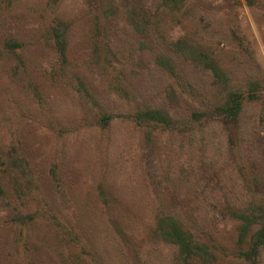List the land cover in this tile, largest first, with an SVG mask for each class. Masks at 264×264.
Returning a JSON list of instances; mask_svg holds the SVG:
<instances>
[{"label":"rangeland","instance_id":"rangeland-1","mask_svg":"<svg viewBox=\"0 0 264 264\" xmlns=\"http://www.w3.org/2000/svg\"><path fill=\"white\" fill-rule=\"evenodd\" d=\"M182 3L170 16L159 13L160 0L139 3L151 15L145 28L161 35L148 45L122 21L110 24L120 40L96 35L86 0H0V264H120L139 254L180 264L176 247L153 236L154 211L165 198L186 199L201 171L219 199L208 232L197 234L214 248V264H250L237 254L238 223L219 195L264 206V0ZM66 25L67 59L49 40ZM10 35L29 44L21 58L5 46ZM183 37L212 47L229 81L214 86L183 56L178 75L159 66L151 54ZM250 79L261 87L236 121L218 117L200 132L198 122L173 130L133 120L140 106L166 104L182 121L247 91ZM104 114L112 119L103 127ZM259 256L264 264V247Z\"/></svg>","mask_w":264,"mask_h":264},{"label":"trees","instance_id":"trees-1","mask_svg":"<svg viewBox=\"0 0 264 264\" xmlns=\"http://www.w3.org/2000/svg\"><path fill=\"white\" fill-rule=\"evenodd\" d=\"M141 1L86 0V16L88 22L98 27L95 33L96 35L99 34L104 38L120 40L121 32H119V28L110 24L116 25V22L118 24L122 21V24L128 27L131 34L134 35L131 36L134 38V41H136L137 34L141 32L143 43L146 42L149 45L148 42L151 40L154 42L156 40L155 36L161 37V35H157L159 31L157 28H152V31L149 28H145L150 21L151 15L143 6H139ZM182 1L184 0H160V5L158 6L159 13L168 16L179 14L184 6ZM53 30L49 40L53 41V48L62 57L67 59L69 51L68 26L66 25L63 30H61L60 26H57ZM147 30L150 31L148 36L145 37L143 34ZM165 42H167V49L161 54L154 52L151 56L157 58V63L161 67H166L168 64L172 74L178 75L180 68L178 62H180V57L183 56L193 66L207 70L213 79L214 86H217L219 82L225 84L229 81V72L214 59L215 53L212 47L206 46L205 43L200 44L198 40L187 42L185 37L178 38L177 40L167 39ZM93 44L97 46V42H93ZM5 46L21 58L23 52L29 47V44L21 40V37L10 35L5 38ZM15 48L21 49V51L17 52ZM170 53H172L171 56H169ZM247 82L252 85H250V89H245L247 91L228 92L226 95L228 97L220 106H212L206 111H197L193 116H186L182 121L176 117V109L166 104L158 107L154 105L140 106L133 111V120L143 126L151 127L154 125L160 126L163 129L170 128L173 130L179 128L182 124L189 127L194 126L198 122L200 123L198 125L200 132H204L205 126L207 125L210 129V124L218 120V117L232 121L239 119L245 98L254 99L257 97V89L253 86H257V88L261 87L259 81L250 79ZM169 89L173 91L171 86H169L168 88L161 89V92L167 93L166 95H168ZM172 94L176 93L172 92ZM130 113L132 117V112ZM111 119L112 117L110 115L104 114L101 117H97L96 121L98 122L97 124L104 127ZM199 176L201 177L197 184L188 188L186 199H182L183 192L181 194L182 196H179L177 200L165 198L164 202L158 204L161 208L163 207L164 211L158 209V207L154 211L153 236L155 239H159L164 243H169L170 246L174 245L176 247V258L180 264H214L216 259V253L212 251L214 248L210 245L208 239L202 241L200 235L197 233L199 230L208 232V229L214 221V216H211L210 211L211 208H216L219 198L212 191L213 182L210 180L212 179L210 178L211 176H206L202 171ZM25 184H27V181L24 182ZM176 191L178 192V190ZM223 194L219 195L222 198L219 202L223 207L224 214L238 223V241L236 248L239 252L237 254L242 261H248L250 264H258L260 252L264 247V206L258 207L256 205L257 203L254 202L242 204L237 200L226 199L228 192ZM101 206H103L104 213L110 210L105 204H101ZM203 208L208 210V212L206 211L207 214L198 217ZM255 208H258L262 213L259 219H253L252 215H250ZM167 210H170V212L165 213ZM123 226L117 223L116 230L125 234ZM209 239L213 240L211 237ZM69 253L71 254L70 251ZM137 256L136 258L134 257L133 261L128 262L123 260L120 264H148L145 262L146 259L143 254ZM89 260L92 261V258H89ZM137 260L140 261L137 262Z\"/></svg>","mask_w":264,"mask_h":264}]
</instances>
